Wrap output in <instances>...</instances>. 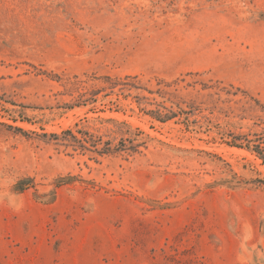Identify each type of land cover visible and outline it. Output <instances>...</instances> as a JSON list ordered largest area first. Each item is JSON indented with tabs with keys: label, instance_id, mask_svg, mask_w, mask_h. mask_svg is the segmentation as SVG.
Here are the masks:
<instances>
[{
	"label": "rangeland",
	"instance_id": "374dc122",
	"mask_svg": "<svg viewBox=\"0 0 264 264\" xmlns=\"http://www.w3.org/2000/svg\"><path fill=\"white\" fill-rule=\"evenodd\" d=\"M255 147L264 0H0V264H264Z\"/></svg>",
	"mask_w": 264,
	"mask_h": 264
},
{
	"label": "trees",
	"instance_id": "16d2710c",
	"mask_svg": "<svg viewBox=\"0 0 264 264\" xmlns=\"http://www.w3.org/2000/svg\"><path fill=\"white\" fill-rule=\"evenodd\" d=\"M156 118H159V120H165V118L167 117V115H164V117H161L160 115H155ZM161 118V119H160ZM167 119V118H166ZM232 146H235V147H240V145H232ZM255 152H257V154H259V156L264 159V156L262 155L261 151L262 149L258 148V147H255Z\"/></svg>",
	"mask_w": 264,
	"mask_h": 264
}]
</instances>
